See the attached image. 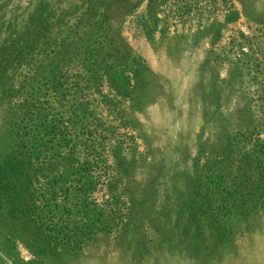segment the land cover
<instances>
[{"label": "rangeland", "instance_id": "374dc122", "mask_svg": "<svg viewBox=\"0 0 264 264\" xmlns=\"http://www.w3.org/2000/svg\"><path fill=\"white\" fill-rule=\"evenodd\" d=\"M0 69V165L31 182L57 159L15 150L9 94L24 83L96 138L69 158L95 155L97 209L114 196L120 212L54 254L4 201L0 264H264V0H0Z\"/></svg>", "mask_w": 264, "mask_h": 264}, {"label": "trees", "instance_id": "16d2710c", "mask_svg": "<svg viewBox=\"0 0 264 264\" xmlns=\"http://www.w3.org/2000/svg\"><path fill=\"white\" fill-rule=\"evenodd\" d=\"M0 72L1 75L2 69ZM60 77L65 79V74L62 73L59 79ZM53 81L54 79L51 83L49 80L44 83L47 90L54 91L55 86L57 89L61 87L59 81L56 84ZM25 85L15 84L9 94L10 125L14 132L15 150L30 160L38 152L46 153L47 156L54 155L57 159L38 165L43 172L35 170L31 182L22 177L26 172L19 174L12 164L13 161L0 165V203L7 201L5 204L19 211V219L26 223L28 234L44 250L54 254L75 255L97 231L115 225L119 208L114 202L115 197L109 196L106 199L112 202L106 203L108 208L104 209L107 210L104 217L103 212L97 209L93 192L100 189L102 182L97 180V176H93L97 168L95 155L89 159L87 154L83 161L69 158L71 152L81 145L85 149L91 147V152L96 154L97 150L93 148V144L97 143L96 138L77 137L74 132L69 131V127L62 124L60 118H50V94L47 95L48 98L41 100L33 92H25ZM76 116H70L68 120L73 122ZM86 131L83 133H87ZM65 159L71 162L65 163ZM68 174L72 175L69 184L64 182L66 179H62ZM41 175L45 178L42 186L39 179ZM28 185V192L35 195L30 204L22 202L20 198L21 192L27 191ZM107 187H112V183ZM71 211L80 214L83 221L79 222L70 217Z\"/></svg>", "mask_w": 264, "mask_h": 264}]
</instances>
